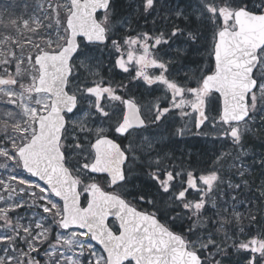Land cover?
I'll return each instance as SVG.
<instances>
[{
  "label": "snow or ice",
  "instance_id": "1",
  "mask_svg": "<svg viewBox=\"0 0 264 264\" xmlns=\"http://www.w3.org/2000/svg\"><path fill=\"white\" fill-rule=\"evenodd\" d=\"M118 8L0 4V264H264V207L250 198L264 202V181H251L264 158L248 150L255 135L264 143V0ZM201 50L207 63H185ZM105 57L128 84L74 75V61L99 70ZM136 81L166 103L142 105ZM173 112L180 126L159 131ZM188 134L205 138L203 159L175 155Z\"/></svg>",
  "mask_w": 264,
  "mask_h": 264
},
{
  "label": "flooded vegetation",
  "instance_id": "2",
  "mask_svg": "<svg viewBox=\"0 0 264 264\" xmlns=\"http://www.w3.org/2000/svg\"><path fill=\"white\" fill-rule=\"evenodd\" d=\"M123 8H124V0H119L118 12L121 15L123 14V12H122ZM100 16H102V13H100ZM139 30L140 31H147L148 29L147 28H141ZM124 34L135 35L134 32L133 33H124ZM205 43L208 44L209 47L211 46L210 34L208 36V39L205 41ZM110 59H111L110 57H105V59H104L105 67L98 70L99 76L95 75L91 79L93 81H98L101 78H103L104 80L108 81L109 83L122 82L124 84H128L129 83V73H124L122 70H119V69H114L112 71L108 70L111 67ZM193 60L198 61L199 63H207L208 58H207L206 52H204L203 50H201L200 52H192L189 55L188 60L185 61V63H189L190 67L195 68L196 65L190 63V61H193ZM76 62H77V60L74 61V63H73V71H74V75L77 76ZM176 70H179V66H177V69H174V71H176ZM135 71H136V66L134 65L131 69V72L133 75L135 74ZM148 72L150 74H159V69L149 68ZM78 79L81 82H88V79L86 77H78ZM134 84H136V86L132 87L131 94L134 95L142 105H147L149 103H153L156 101H159V103H161V104L166 103L165 94H164V91L162 88H157V86H153V88H156L157 90L155 92H152L150 89L146 88L143 85V81H136V82H134ZM88 86H91V84ZM119 94L124 95L123 92H120ZM215 96L217 97V100H216V105H214V107L218 106L221 103L219 100V95L215 94ZM186 110L191 111L190 109H186ZM212 114L215 115V111H213ZM193 115H195V114H193ZM177 116H178V113L173 112L172 117H171V122L163 125V128L160 129L159 131H164L165 134H167V132L172 130L173 124L176 127H179L181 122L177 119ZM193 123H190L189 127L192 128L193 132H195V128L193 126ZM150 131H158V130L157 129H151ZM205 131H206V129H205ZM203 139H205L203 136H195L192 134H188L184 139L176 138L173 147L176 149L186 148V147H196V148L201 149V144H202ZM117 142H120L122 144L127 143V141H124L122 138L118 139ZM260 159L261 158H256L255 160H260ZM140 205L144 206L146 204H140Z\"/></svg>",
  "mask_w": 264,
  "mask_h": 264
},
{
  "label": "trees",
  "instance_id": "3",
  "mask_svg": "<svg viewBox=\"0 0 264 264\" xmlns=\"http://www.w3.org/2000/svg\"><path fill=\"white\" fill-rule=\"evenodd\" d=\"M257 131H259V130L257 129ZM252 140H254V143H250L251 144L250 145V149L256 148L258 154L264 153V143H262L261 137L259 135H255V136L252 137ZM205 146H206V144H204L202 142L201 149L196 148V147H186V148H184L183 152L179 151L180 155H177V156L179 157L183 153H187L188 154L189 152H192L191 154H188V158L189 159H191L193 161L203 159L204 157H203L202 153H203V150H204ZM177 150H179V149H177ZM247 162H249V161H247ZM249 163L252 164L253 162H249ZM262 173H264V169H261L260 167H254L251 170V181H254V183H258L259 178H261L260 174H262ZM263 177H264V175H263ZM254 186H256V185L253 184V187ZM250 198L253 200V202L255 201L254 204H256V205L258 204L256 202L257 199H256L255 196H252ZM260 207H261V204L258 205L257 208H254L253 211H257L258 208H260ZM240 210L243 211V209H240ZM175 230L179 231V229H175ZM240 259H241L240 256H233L232 260L231 261H227L226 264H235V262L237 260H240Z\"/></svg>",
  "mask_w": 264,
  "mask_h": 264
},
{
  "label": "rangeland",
  "instance_id": "4",
  "mask_svg": "<svg viewBox=\"0 0 264 264\" xmlns=\"http://www.w3.org/2000/svg\"><path fill=\"white\" fill-rule=\"evenodd\" d=\"M6 2V0H0V4H3V3H5ZM76 68H77V78L78 77H86L87 79H88V85H90L91 84V82L93 81L91 78H93L95 75H94V73L96 72V71H98L97 69H95V68H89L87 65H81L80 64V61L79 60H77V62H76ZM74 119L75 118H79V114L77 115V117H73ZM251 144H249V146H250ZM248 150H249V153L251 154V149L250 148H248ZM178 151H181V152H183L184 151V148H179V150ZM192 152H189L188 154H191ZM249 162H252V159H250V160H248ZM24 177L25 178H30V179H32V180H36L35 178H33V177H31L30 175H28L27 173H24ZM260 177L261 178H259V181H258V183H255V185L257 186V187H259V185H260V183H261V181H264V177H263V175L262 174H260ZM38 181V180H37ZM39 182V181H38ZM42 184V183H41ZM257 195H258V193H257ZM58 200V199H57ZM258 204H257V206L258 205H260V204H262L261 205V207H264V202H262V201H260V200H257L256 201ZM91 243H93L95 246H96V244L93 242V241H90ZM98 249H100L98 246H96Z\"/></svg>",
  "mask_w": 264,
  "mask_h": 264
},
{
  "label": "water",
  "instance_id": "5",
  "mask_svg": "<svg viewBox=\"0 0 264 264\" xmlns=\"http://www.w3.org/2000/svg\"><path fill=\"white\" fill-rule=\"evenodd\" d=\"M79 38H81V37H78V39ZM94 175H106V174H94ZM42 182V181H41ZM42 183H44V182H42ZM81 206H82V196H81ZM113 217H109L108 218V220H107V223H108V221L110 220V219H112ZM109 225V224H108ZM110 227V226H109ZM114 231V230H113ZM98 246H100L101 247V249H102V246L101 245H99L98 244V242H96V241H94ZM134 263V262H133Z\"/></svg>",
  "mask_w": 264,
  "mask_h": 264
},
{
  "label": "bare ground",
  "instance_id": "6",
  "mask_svg": "<svg viewBox=\"0 0 264 264\" xmlns=\"http://www.w3.org/2000/svg\"><path fill=\"white\" fill-rule=\"evenodd\" d=\"M175 149V155L177 156V155H180L179 153V151L176 149V148H174Z\"/></svg>",
  "mask_w": 264,
  "mask_h": 264
}]
</instances>
